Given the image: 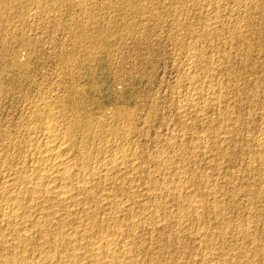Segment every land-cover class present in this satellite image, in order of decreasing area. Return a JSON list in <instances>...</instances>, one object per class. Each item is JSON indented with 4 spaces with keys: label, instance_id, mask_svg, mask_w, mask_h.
<instances>
[{
    "label": "rangeland",
    "instance_id": "rangeland-1",
    "mask_svg": "<svg viewBox=\"0 0 264 264\" xmlns=\"http://www.w3.org/2000/svg\"><path fill=\"white\" fill-rule=\"evenodd\" d=\"M195 1L198 2L195 3ZM256 1L257 0H0V148H2L0 149V153L2 152L0 156L3 154H8L9 156H13V154L16 155V153H12L14 152V150L12 151V147L15 142L13 138L17 139L18 122L26 115L28 111L27 107L30 106L29 104L40 103L42 99L46 97H51L52 99L56 96H64L66 106L71 105L69 102L70 99L66 97V93L69 89L76 88L79 92H84L85 104L88 105H85V109L91 110L94 120L96 119V122L99 121L102 123V131L104 133L106 131L107 138L109 139H106L105 135L103 136L105 138L97 139L94 142L95 144L88 147L90 148L93 146L92 148L95 152V154L92 152L93 158L89 161V163L91 162V165L89 164L90 168L92 164H94V167L96 165V167H98L101 163L103 164V161L100 160L105 159L106 161L110 156L109 153H118L117 150L115 151V149H112L116 146L118 149L123 148L120 150H123V152L125 150V154H129L127 150H130V153H134L135 151L137 156L139 153V155L141 154L140 158L142 157L146 160L143 161L142 158L138 159V164L142 165L140 166L142 167L140 170L144 168L142 170L144 173L142 171H139L138 174L131 172L135 175L130 174L129 177H131L128 179L132 180V187L137 185L140 187L136 186L137 190L141 188L142 190L144 189L145 191H142L144 194L147 192V188H153L152 191L155 193L152 194V192H150L148 195H144L140 198L142 201H145L144 203L147 201L148 204L146 203V205L158 204L159 206L163 204V199L154 198L153 195L157 194L159 191L155 188L160 187L158 181L161 182L159 178L163 177L162 173L166 166H171L173 171L179 169V173L181 172L179 165L182 167L181 169L183 171L187 170L188 174H180L183 175L180 177L178 176V172L174 171L178 175H175L174 178L172 176V179L177 181L186 177L188 181L190 180L191 186L193 183L192 188L195 186L193 189H195L196 192L198 186V190H203L202 185L208 184V189L213 190L212 187L214 189L217 187V190L215 189L213 192H217L216 194L219 193L215 195L213 199L212 196H207V199L210 198V200H208L209 202H214L208 205V210L206 208L201 209L206 213L205 215L203 212L204 217L207 216L208 213L209 217L211 215L210 219L207 216L208 218L205 217L203 218L204 220L201 219L197 221L198 226H196V221H190L191 223H187L190 227L184 224L185 230L181 233H175V235H173L175 216H172L173 218L167 216L170 217L171 222L166 218L165 223H159L160 226L155 223L157 227H155L152 222L147 221L145 225H143V222L141 224L143 227L140 228L139 231L137 230L139 234L137 239L139 242L137 239H134V241H137L136 244L143 243L144 246L142 245L140 248L141 245L139 244L141 253H138V255L140 254L141 256L137 255L136 257L140 258L135 262L133 260V264H140L142 261L141 264L145 262V264H149V262L151 264H164L163 262H165V264H187V262L188 264H199L201 258L206 259L207 257L210 259L207 255L211 256V259L213 256V259L215 257L218 258L217 260L214 259L215 262L213 263L215 264H240V262L241 264H264V245L262 244V242H264V149L262 148L264 147V139H262L264 138V120L262 121V119H264V0ZM69 3L73 5V8L69 7ZM212 16L216 18L214 19ZM83 19H88L89 23H85ZM213 19L216 22H213ZM202 26L204 28H202ZM108 28H117V30L112 34H106L104 38L103 36L101 37L100 32L103 33V30ZM240 32L243 37L239 34ZM212 35L216 36L213 37ZM238 35L239 38L237 37ZM246 42L248 44H245ZM250 43L252 45H250ZM246 46H248V48ZM193 53L195 55H193ZM190 55H192V59L195 58V62L191 59ZM225 56H227L226 60L222 58ZM245 58L246 60H244ZM188 63H190V65H188ZM192 65H194V68H192ZM189 69H191V71H189ZM202 78L203 81L201 83L199 81H201ZM204 79H206L205 82ZM188 80L191 82L193 81V84H189L188 86L187 84L191 83ZM207 80H210V82L208 83ZM197 84H199V87ZM187 87L188 89L194 87L195 91L193 89L188 90ZM213 87L215 90H212ZM214 93H217L218 96L216 94V97ZM204 94H207V96ZM187 95L189 98H185ZM189 95L191 97L193 96V98L190 99L191 97ZM196 96L197 98L200 97L198 98L199 100ZM218 98L220 100L215 101V99ZM185 99L186 101L190 99L188 102L191 101L190 103L194 104H187ZM208 101L212 102L210 104L213 105H210ZM184 102H186L185 105H183ZM196 103L200 106L205 104L207 107H204L205 105L200 107L197 104L200 108L198 109L197 106H195V108L193 106L196 105ZM225 103L227 105L222 106V104ZM117 104L122 105L127 110V114L120 116L121 120L124 118L123 121L114 119L113 117L112 112ZM201 108L204 109L199 112ZM54 111H58V108H55ZM195 113H197V115L199 113L204 114L203 117L202 115H198L196 118ZM225 118H227L226 122ZM205 119H207V122ZM45 120L50 122L52 119L51 117H47ZM220 124L223 127L222 129L220 126L221 130L220 127L217 129ZM107 125L109 128H107ZM117 126L122 128V131L119 130L120 134L122 133L119 137L123 138L125 136L126 138H123L125 141L123 139L121 141V138L114 139V137L109 134L110 131L117 129ZM129 127L134 128L135 132L133 133L135 134H126V130H128ZM181 128L182 131L180 130ZM123 129L126 133H124ZM208 133L212 134L208 135ZM213 133L216 136L219 134V137H216ZM220 134H222V137H220ZM228 134L229 136L227 137ZM230 134L233 135L230 136ZM195 138H197V140ZM206 138L208 139L207 143ZM222 138L226 142H221L220 140H222ZM260 138L263 141L259 140ZM198 139H202V142ZM213 139L212 145L211 140ZM107 140L108 142L110 141V143H108L109 145L106 142ZM100 142L104 143H101L102 147L108 145L107 148H109L110 146L111 149H109L112 152L108 149L109 153H107V156L105 154L106 152L103 153V150H101L102 147L100 146ZM256 142H259L258 144L261 146ZM202 143H204V146H209V148L205 146L208 148L205 149V153L203 152L205 147L202 146ZM8 144L12 146L10 147ZM256 144L260 148L255 146ZM1 145L6 146L2 147ZM218 148L222 151L221 154ZM136 150L139 152H136ZM201 151L204 153V157L200 154ZM206 151H208L209 154ZM160 152L162 154L164 153V156L159 154ZM177 154L183 155V157L180 155L177 156ZM151 155L153 156L150 157ZM192 155H197V157L193 156L194 158L192 159ZM104 156L106 157L104 158ZM172 156L174 158H172ZM97 157L99 159H97ZM158 158L161 160L158 161ZM164 158L165 160H163ZM175 158L179 159V161L181 160L180 163ZM195 158L197 159L195 160ZM171 159H173L172 163L170 162ZM184 159H186L187 162ZM13 161L15 163L17 162L16 159L11 162ZM154 161L156 162L155 165ZM162 161H164L163 163L167 161L166 163H168V165L161 163ZM175 161L179 165H177ZM182 161H184V164ZM217 161H219V163ZM14 162L12 163L13 165ZM173 165H175V167H173ZM176 165L179 167L178 169H176ZM246 165L249 166L245 168ZM152 166L154 169H152ZM183 168L186 169L184 170ZM191 168L193 171H190ZM161 170L162 172H159ZM156 172L159 173L154 176ZM148 175V178L145 177ZM202 176H204V179ZM199 177L203 180H199ZM205 178L210 181L208 182ZM258 178L260 179L259 181ZM137 179L139 183H136L138 182ZM155 179L158 180V184L155 182ZM144 180L146 184L149 183L147 186L144 185ZM201 181H203V184ZM127 182L128 181H126V183ZM150 183L153 184L151 185ZM154 184H157V187H153ZM143 185L147 188H144ZM201 190L200 193L197 192L198 195L206 194L205 189L203 192ZM230 196L232 199L229 198ZM25 201L30 202L27 199ZM216 202L219 203V206L215 209L217 213L214 211L216 206L214 204H216ZM221 202H224V204H221L223 209L220 207ZM131 208L134 209L135 206ZM104 211L106 215H108V212L104 209L103 212L101 209L99 213L95 212V214H98V216L96 215L98 218H102L106 216ZM130 211L132 210L130 209ZM123 213H120L121 215L117 214L118 218L121 216L119 219L126 216L125 213H127V211ZM100 214L103 215L101 216ZM221 214H223V216H221ZM39 215L40 214H36L35 216L39 218L37 219L38 221H41V215ZM159 215L160 217L162 216L160 213ZM36 217H33V219ZM37 220L34 219L33 221ZM209 221L213 222L210 223ZM169 222L172 226H170ZM207 222L210 224L207 225ZM28 223L30 224V222ZM149 223H152V228L154 230ZM167 223H169V226ZM24 224L25 226L29 225L27 222L23 223V226ZM219 224L224 225V227ZM146 225L150 228H146ZM164 225L167 228H165ZM199 226L206 229V234ZM206 226L211 229H208ZM169 227L171 228L169 229ZM231 227L234 231H231ZM245 228H247V230H245ZM227 229L228 231H226ZM248 229H252L250 233H248ZM106 231L107 233L109 232V234L112 233L111 228L104 232L106 233ZM198 231H200V233H198ZM149 232L151 234H149ZM188 232L191 233V235H188ZM246 232L247 234H245ZM165 233H168V238L171 236L173 239L169 238V240H167L164 238L166 236ZM251 233L254 234L252 235ZM30 235L32 240L35 237L34 241L38 238L37 234H34L32 231ZM178 235H181L178 237L179 240H177ZM212 235L214 237H212ZM202 236L203 238H201ZM206 238L207 240L210 238L212 242L208 240L204 243ZM139 239H141V241ZM209 243H212L211 247ZM232 247L233 249H231ZM202 248L205 249L203 250ZM242 248H244V250ZM29 250L30 248L27 249V254L30 253ZM222 250L226 253L224 254ZM183 251L185 253H183ZM220 251L222 252L220 253ZM241 252L244 255L247 254L248 257L244 256ZM196 254L198 255L195 256ZM233 254L235 255L233 256ZM226 255H228L227 259ZM185 256L187 258L191 256L193 259L190 257V262ZM243 256L244 258L246 257V260H243ZM136 257L134 258L135 260ZM155 257L156 259L158 258V261ZM231 258H233V260ZM151 259L153 262L150 261ZM139 261L141 262L139 263Z\"/></svg>",
    "mask_w": 264,
    "mask_h": 264
},
{
    "label": "bare ground",
    "instance_id": "bare-ground-1",
    "mask_svg": "<svg viewBox=\"0 0 264 264\" xmlns=\"http://www.w3.org/2000/svg\"><path fill=\"white\" fill-rule=\"evenodd\" d=\"M258 1V0H257ZM256 1V2H257ZM198 1H195V3ZM255 2V4H256ZM263 3V2H262ZM70 4V3H69ZM199 4V3H198ZM197 4V5H198ZM69 6V5H68ZM258 6V4H257ZM71 8H73V5L70 4ZM206 7V6H205ZM210 7V6H208ZM256 8V7H255ZM259 8V7H258ZM257 8V9H258ZM218 9V8H217ZM256 10V9H255ZM258 11V10H257ZM216 14V13H215ZM261 14V13H260ZM262 15V14H261ZM213 17V16H212ZM219 17V16H218ZM262 17V16H261ZM214 19L216 17H213ZM89 19V18H88ZM88 19L84 20V22H88ZM93 19V18H91ZM90 19V21H91ZM212 20L213 22L215 20ZM80 20V19H79ZM82 20V21H83ZM209 21V20H208ZM79 22V21H78ZM94 22V20H93ZM216 22V21H215ZM218 22V21H217ZM92 23V22H91ZM210 23V21H209ZM83 24V23H82ZM93 24V23H92ZM215 24V23H214ZM85 25V24H83ZM87 25V24H86ZM207 25V24H206ZM211 25V24H210ZM213 25V23H212ZM220 25V24H219ZM251 25V24H250ZM91 26V25H90ZM204 26V25H203ZM202 26V28H204ZM217 26V25H216ZM208 27V26H207ZM206 27V28H207ZM218 27V26H217ZM251 27V26H249ZM214 28V27H213ZM83 29V27H82ZM215 29V28H214ZM117 28H108V29H104L103 33L100 32V36L103 38L106 37V34H112L114 31H116ZM208 30V29H207ZM204 31V30H203ZM206 32V31H205ZM204 32V33H205ZM211 34V33H209ZM214 34V33H213ZM241 34V32L239 33ZM245 34V33H244ZM202 35V34H201ZM236 35V34H235ZM207 36V35H206ZM213 36V35H212ZM216 36V35H215ZM213 36V37H215ZM242 36V34H241ZM246 36V34H245ZM244 36V37H245ZM248 36V34H247ZM203 37V36H202ZM201 37V38H202ZM209 37V36H208ZM239 38V35L237 36ZM243 37V36H242ZM206 38V37H204ZM249 38V37H248ZM203 39V38H202ZM201 39V40H202ZM207 39V38H206ZM239 40V39H238ZM242 40V39H241ZM247 40V38H246ZM245 41V40H244ZM244 43V42H243ZM242 44V43H241ZM245 44H248L247 42ZM250 45H252L250 43ZM244 47V46H243ZM248 48V46H246ZM253 48V47H250ZM244 50V49H243ZM246 50V49H245ZM243 52V51H242ZM248 52V51H246ZM189 53V52H188ZM190 54V53H189ZM199 54V53H198ZM193 55H195L193 53ZM226 55V54H224ZM192 55H190L191 57ZM229 56V55H228ZM197 57V56H196ZM226 57H222L226 60ZM246 57V56H245ZM198 58V57H197ZM200 58V57H199ZM229 58V57H228ZM192 59V57H191ZM195 58H193L192 60H194ZM201 59V58H200ZM220 60V59H219ZM246 60V58L244 59ZM191 61V60H190ZM200 61V60H199ZM198 61V62H199ZM188 62V61H187ZM195 62V60H194ZM222 62V61H221ZM229 62V61H226ZM205 63V62H204ZM194 64V63H193ZM196 64V63H195ZM223 64V63H222ZM227 64V63H226ZM246 64V63H245ZM188 65H190V63H188ZM224 65V64H223ZM194 68V65H192ZM197 66V65H195ZM184 67V66H183ZM220 67V66H219ZM190 68V67H189ZM186 69V68H185ZM264 69V68H263ZM189 71H191V69H189ZM194 71V70H193ZM185 73V72H184ZM191 73V72H190ZM193 73V72H192ZM194 74V73H193ZM209 75V73H208ZM207 75V76H208ZM188 76V74H187ZM198 76V75H197ZM200 76V75H199ZM211 76V75H210ZM190 77V76H189ZM206 77V76H205ZM204 77V78H205ZM196 78V77H195ZM211 79V78H208ZM187 80V77H186ZM192 80V79H191ZM194 80V79H193ZM196 80V79H195ZM198 80V79H197ZM206 79H204L205 82ZM189 81V80H188ZM203 78L201 81L202 83ZM208 83L210 82V80H207ZM191 82V81H189ZM193 82V81H192ZM188 83L187 85L189 86V84H193V83ZM196 84V83H195ZM215 84V83H214ZM199 87V84H197ZM201 85V84H200ZM205 85V84H204ZM73 86V85H72ZM183 86V85H182ZM191 86V85H190ZM212 86V85H210ZM74 87V86H73ZM195 87V85H194ZM194 87H190L189 89H195ZM197 87V86H196ZM201 87V86H200ZM209 87V86H207ZM217 87V86H216ZM188 89V87H187ZM188 89V90H189ZM202 89V88H201ZM214 89V87L212 88V90ZM220 89V88H218ZM222 89V88H221ZM225 89V88H224ZM68 90V89H67ZM215 90V89H214ZM187 91V90H186ZM195 91V90H194ZM193 91V94H194ZM197 91V90H196ZM208 91V90H207ZM219 91V90H218ZM217 91V92H218ZM224 91V90H223ZM190 92V91H189ZM200 92V90H199ZM198 92V93H199ZM212 92H216V91H212ZM222 92V91H221ZM209 93V92H208ZM207 93V94H208ZM211 93V90H210ZM220 93V92H219ZM66 97H68L70 100L69 102L71 103V105L66 106V102L64 101V96H56L55 98L49 97V98H44L42 99V101L40 103H35V104H29L30 106H28V111L26 112V115L20 119V121L18 122V136L17 139H15V142L13 143V147H12V151L14 150V152L12 153H16V155L13 154V156H9L8 154H3L2 156H0V264H133V260L134 262L137 261L138 258L140 257H136L138 255V253H141L139 250V244L141 245L140 248L142 247L143 243H139L136 244V242L138 241V232L140 228L143 227V225H145V223L148 222H152L153 225L161 224L165 223L166 218L167 220H170V217L175 216L174 218V228H173V235L181 233L185 230V225H187L188 222L190 221H196L195 223L197 224L196 226H198V222L201 219L205 218L208 216H203V214L205 213L204 210L202 211L201 209H209L208 205L212 204V202L214 201H208L210 200L207 199L208 197L212 196V199L215 197V195H218L215 193V191L213 192V190H215L213 187L211 189H208L207 185H202L203 190H206V194L204 193V195H198L197 192L200 193V190L197 189V192L195 189L192 188V186L190 184V180L188 181L187 178H183V179H179L177 181H175L174 179H172V176L174 178L175 175L183 176L180 174H184L186 175V173L188 174L187 170L183 171L181 168V166L179 164L180 170L181 172L179 173V167L177 166L176 169L178 170H174L177 171V173H175L171 166H166L164 168V172L163 177H160L159 180H161V182H159L158 180H153L157 183L160 184V187L158 185L159 188H155L158 189V193L153 195L154 198H158V199H163L164 202L163 204H160L158 206L157 205H146V203H144L145 201H142V199H140L142 196L144 195H148L150 192L155 193L154 191H152L151 187L147 188L144 187L147 186V184L149 183H145L144 180V188L146 189V193H142V191H145L144 189H138L137 190V186L132 187L131 184V179L128 180L130 177L129 175L134 174L131 172H135L138 174L140 170V166H142L141 164H138V159L140 158V155L138 153V156L136 155L137 153H130V150H127L129 152V154H125V150L123 152V148L118 149L116 146L115 151L117 150L118 153L115 154H111L108 152V143H110V141L108 142V138L106 135V131L105 133L102 131L103 127H102V123H100L99 121H95L93 118V115L91 113V110H87L85 109V94L84 92L80 91L76 88H71L67 91L66 93ZM185 94V93H184ZM202 94V93H200ZM207 94L205 96H207ZM215 96L217 93H214ZM221 94V93H220ZM203 95V96H204ZM223 95V94H222ZM255 95V94H254ZM190 96V95H189ZM201 96V95H200ZM218 96V94H217ZM216 96V97H217ZM252 96V95H251ZM250 96V97H251ZM258 96V95H257ZM184 97V96H183ZM187 96H185V98H187ZM191 97V96H190ZM211 97V95H210ZM189 98V97H188ZM193 96L190 98L192 99ZM197 98V96H196ZM195 98V99H196ZM200 98V97H198ZM197 98V99H198ZM202 98V97H201ZM205 98V97H204ZM208 98V97H207ZM206 98V99H207ZM190 99H185V101L188 103ZM204 99V100H206ZM212 99V98H211ZM210 99V100H211ZM249 99V98H248ZM255 99V98H254ZM183 100V99H182ZM194 100V99H193ZM199 100V99H198ZM216 100H220L215 99ZM234 100V99H233ZM247 100V99H246ZM251 100V99H250ZM39 101V100H38ZM184 101V100H183ZM203 101V100H202ZM214 101V100H213ZM222 101V100H221ZM226 101V100H225ZM229 101V100H228ZM236 101V100H235ZM248 101V100H247ZM182 102V101H181ZM183 105H185V103ZM194 102V101H193ZM209 102V101H208ZM69 103V104H70ZM199 103V102H198ZM198 103H196V105H194L193 107L197 106L198 107ZM202 103V102H201ZM205 103V102H204ZM207 103V101H206ZM212 102H209V104ZM214 103V102H213ZM219 103V102H218ZM224 103V100H223ZM227 103V102H226ZM222 104V106L227 105V104ZM229 103V102H228ZM233 103V102H231ZM240 103V102H239ZM186 104V105H187ZM194 103H190L189 105H193ZM198 104V105H197ZM217 104V103H216ZM215 104V105H216ZM220 104V103H219ZM205 105V104H204ZM202 104V106H204ZM208 105V103H207ZM213 105V104H210ZM221 105V104H220ZM88 106V105H86ZM200 106V105H199ZM200 106V107H202ZM180 107V106H179ZM198 107V109L200 108ZM204 107H207L206 105ZM211 107V106H210ZM235 107V106H234ZM58 108V111H54V109ZM91 108V107H90ZM196 108V107H195ZM212 108V107H211ZM179 109V108H177ZM204 109V108H203ZM202 108L199 110V112L201 110H203ZM209 109V108H208ZM190 110V109H189ZM207 110V109H206ZM210 110V109H209ZM223 110V108H222ZM26 111V108H25ZM181 111V110H180ZM188 111V109H187ZM192 111V110H191ZM212 111V109H211ZM219 111V109H218ZM101 112V111H100ZM205 112V110H204ZM207 112V111H206ZM213 112V111H212ZM210 112V113H212ZM215 112V111H214ZM113 117L114 119L119 120L123 114H127V110L122 106L117 104L114 109H113ZM202 113V112H201ZM221 113V112H220ZM219 113V114H220ZM224 113V112H222ZM228 113V112H226ZM230 113V112H229ZM25 114V113H24ZM179 114V113H178ZM185 114V113H184ZM196 118L198 117V115H202L203 114H198L195 113ZM208 114V113H207ZM218 114V115H219ZM225 114V113H224ZM103 115V113H102ZM206 115V114H205ZM231 115V114H229ZM182 116V115H181ZM209 116V115H208ZM47 117H51V121L48 122L47 120H45ZM106 117V116H105ZM128 117V116H127ZM130 117V115H129ZM185 117V116H184ZM189 117V116H188ZM201 117V118H202ZM219 117V116H218ZM224 117V116H222ZM221 117V118H222ZM229 117V116H228ZM262 117V116H261ZM97 118V117H96ZM200 118V119H201ZM205 118V117H204ZM203 118V119H204ZM207 118V117H206ZM220 118V119H221ZM233 118V117H232ZM263 118V117H262ZM261 118V119H262ZM98 119V118H97ZM101 119V118H100ZM111 119V117H110ZM198 119V120H200ZM209 119V118H208ZM225 118V122H226ZM50 120V119H49ZM121 120V119H120ZM124 120V118H123ZM121 120V121H123ZM126 120V119H125ZM128 120V118H127ZM231 120V119H230ZM248 120V119H247ZM264 119H262L263 121ZM104 121V120H103ZM109 121V120H108ZM132 121V120H131ZM205 121L207 122V119H205ZM96 122V123H95ZM134 122V121H133ZM145 122V121H144ZM142 122V123H144ZM204 122V121H203ZM222 122V121H221ZM224 122V121H223ZM228 122V120H227ZM233 122V121H232ZM146 123V122H145ZM183 123V122H182ZM181 123V124H182ZM133 124V123H132ZM225 124V123H224ZM228 124H232V123H228ZM184 125V124H183ZM234 125V122H233ZM111 126V125H110ZM129 126V125H127ZM132 126V125H131ZM186 126V125H185ZM188 126V124H187ZM202 126V125H201ZM212 126V125H211ZM218 126V125H217ZM221 126V124L217 127V129H219V127ZM226 126V125H224ZM182 127V125H181ZM216 127V126H215ZM222 127V126H221ZM220 127V130H221ZM230 127V125H229ZM227 127V128H229ZM233 127V126H232ZM107 128H109V126L107 125ZM113 128V127H112ZM117 129L110 131L109 134H111L112 137H114V139H118L121 138L119 137L121 134L119 132V130H121L122 128L120 127H116ZM187 128V127H186ZM185 128V129H186ZM211 128V127H210ZM209 128V129H210ZM231 128V127H230ZM136 129V128H135ZM223 129V127H222ZM226 129V127H225ZM112 130V129H111ZM124 130V129H123ZM182 131V128L180 129ZM219 130V132H220ZM228 130V129H227ZM231 130V129H230ZM109 131V130H108ZM122 131V130H121ZM206 131V130H205ZM213 131V130H212ZM215 131V130H214ZM217 131V130H216ZM225 131V130H224ZM236 131V129H235ZM119 132V133H118ZM127 132V133H126ZM124 130V133L131 135V133L135 132L134 128H128V130ZM204 132V131H203ZM209 132V130H208ZM211 132V131H210ZM218 132V133H219ZM223 132V131H222ZM231 132V131H230ZM123 133V134H124ZM139 133V132H137ZM181 133V132H180ZM217 133V132H215ZM224 133V132H223ZM229 133V132H228ZM232 133V132H231ZM236 133V132H235ZM135 134V133H133ZM200 134V133H199ZM210 133H208L209 135ZM212 134V133H211ZM210 134V135H211ZM214 134V133H213ZM225 134V133H224ZM223 134V135H224ZM227 134V133H226ZM261 134V133H260ZM263 134V133H262ZM106 135V139H108L107 142V146H103L102 147V142H100V146L102 147L101 150H103V153L106 152V156L107 153L110 154V156L108 157V159L104 160H100L103 161V164L99 165L98 167H94L92 164V167H89V161L93 158V153L94 149L92 147L88 148L90 145L95 144L94 142L99 139V138H105L103 136ZM127 135V136H128ZM176 135V134H175ZM215 135V134H214ZM222 134H220V137ZM233 134H230V136ZM7 136V135H6ZM5 136V137H6ZM9 136V135H8ZM110 136V137H111ZM124 136V135H123ZM122 136V137H123ZM178 136V135H177ZM185 136V135H184ZM183 136V137H184ZM207 136V135H206ZM216 136V135H215ZM219 137V134L217 135ZM216 136V137H217ZM226 136V135H225ZM229 136V134L227 135V137ZM254 136V134H253ZM251 136V137H253ZM260 136V135H259ZM258 136V137H259ZM262 136V135H261ZM109 137V136H108ZM125 137V136H124ZM123 137V138H124ZM201 137V136H200ZM202 137H203V133H202ZM205 137V136H204ZM209 137V136H208ZM207 137V138H208ZM212 137V136H211ZM210 137V138H211ZM214 137V136H213ZM224 137V136H223ZM264 137V136H263ZM10 138V137H9ZM121 138V141L122 139ZM126 138V137H125ZM131 138V136H130ZM129 138V140H130ZM199 138V137H198ZM206 138V143H207V139ZM225 138V137H224ZM255 138V136H254ZM262 138V137H261ZM259 140H262V139ZM12 139V138H11ZM104 139V140H106ZM197 140V138H195ZM194 139V140H195ZM203 139V138H202ZM202 139L201 142H202ZM227 139H231V138H227ZM226 139V140H227ZM233 139V138H232ZM245 139V138H244ZM250 139V138H249ZM256 139V138H255ZM9 140V139H6ZM111 140V139H110ZM124 140V139H123ZM199 140V139H198ZM199 140V141H200ZM205 140V139H204ZM203 140V141H204ZM220 140V139H219ZM14 141V140H12ZM103 141V140H102ZM116 141V140H115ZM125 141V140H124ZM193 141V140H191ZM213 140H211V144ZM221 142L225 141L220 140ZM229 141V140H228ZM244 141V140H243ZM263 141V140H262ZM9 142V141H8ZM105 142V141H104ZM128 142V141H127ZM126 142V143H127ZM168 142V141H167ZM198 142V141H197ZM216 142V141H215ZM219 142V141H217ZM226 142V141H225ZM224 142V143H225ZM231 142V141H229ZM253 142V141H251ZM6 143V142H5ZM11 143V142H10ZM114 143V142H113ZM116 143V142H115ZM124 143V142H122ZM195 143V142H194ZM234 143V142H233ZM246 143V142H245ZM249 143V142H248ZM257 143V142H256ZM259 143V142H258ZM257 143V144H258ZM262 143V142H261ZM130 144V143H128ZM132 144V143H131ZM203 144V145H202ZM201 145L203 147L208 146L205 145L204 143H202ZM252 144V143H251ZM257 144L255 146H257ZM10 144H8L9 146ZM114 145V144H113ZM126 145V144H124ZM135 145V144H134ZM200 145V146H201ZM222 145V143H221ZM246 145V144H245ZM259 145V144H258ZM263 145V143H262ZM2 146V145H1ZM6 146V145H3ZM2 146V147H3ZM7 146V147H8ZM12 145H10L11 147ZM118 146V145H117ZM128 146V145H127ZM216 146V144H215ZM220 146V145H218ZM254 146V144H253ZM261 146V145H259ZM257 146V147H259ZM112 147V146H111ZM114 147V146H113ZM123 147V146H121ZM129 147V146H128ZM198 147V146H197ZM212 147V146H211ZM226 147V146H225ZM228 147V146H227ZM5 148V147H4ZM199 148V147H198ZM209 148V146H208ZM208 148H202L205 153V149ZM214 148V147H212ZM220 148V147H219ZM218 148V150H219ZM253 148V147H252ZM256 148V147H255ZM260 148V147H259ZM264 149V147H262ZM2 149V148H0ZM7 149V148H6ZM9 149V148H8ZM93 149V151H92ZM111 149V148H110ZM109 149V150H110ZM126 149V147H125ZM134 149V148H133ZM195 149V148H194ZM230 149V148H229ZM254 149V148H253ZM10 150V149H9ZM193 150V149H192ZM210 150V149H209ZM216 150V148H215ZM214 150V151H215ZM258 150V149H256ZM8 151V150H7ZM96 151V149H95ZM138 150H136L137 152ZM220 151V150H219ZM227 151V149H226ZM225 151V152H226ZM254 151V150H253ZM18 152V153H17ZM110 152H112L110 150ZM133 152V151H132ZM139 152V151H138ZM159 152V151H158ZM163 152V151H162ZM187 152V151H186ZM191 152V150H190ZM199 152V151H198ZM201 151L200 154H202L204 157V153ZM208 153V151H206ZM222 151H220L221 154ZM2 153V152H1ZM0 153V154H1ZM4 153V152H3ZM10 153V152H9ZM192 153V152H191ZM194 153V152H193ZM259 153V152H257ZM95 154V152H94ZM100 154V153H99ZM104 154V155H105ZM158 154V153H157ZM156 154V155H157ZM159 154H162L161 152ZM164 154V153H163ZM162 154V155H163ZM188 154V153H187ZM198 154V153H197ZM209 154V153H208ZM155 155V154H154ZM180 154H177V156ZM195 155V153H194ZM192 155V159L194 157H197ZM207 155V154H206ZM205 155V157H206ZM212 155V154H211ZM258 155V154H257ZM260 155V154H259ZM96 156V155H95ZM104 156V158L106 157ZM153 155H151L150 157H152ZM159 156V155H157ZM164 156V155H163ZM174 156V155H173ZM172 156V158H174ZM183 157V155H180ZM179 156V158H180ZM186 156V155H185ZM194 156V157H193ZM201 156V155H200ZM226 156V155H225ZM99 157V156H98ZM97 157V159H99ZM101 157V156H100ZM161 157V156H159ZM176 157V156H175ZM222 157V156H221ZM224 157V156H223ZM262 157V156H261ZM96 158V157H95ZM142 158V157H141ZM140 158V159H141ZM154 158V157H153ZM177 158V157H176ZM175 158V159H176ZM186 158V157H184ZM253 158V157H252ZM259 158V157H258ZM264 158V156H263ZM17 160V162L15 163L14 161V165L12 164L13 162H11L12 160ZM143 159V158H142ZM155 159V158H154ZM197 158H195L196 160ZM205 159V158H203ZM221 159V158H219ZM250 159V158H249ZM256 159V157H255ZM94 160V159H93ZM92 160V161H93ZM150 160V159H149ZM158 161L161 159H157ZM155 160V161H157ZM165 160V158L163 159ZM173 159H171V163ZM179 161V159H176ZM183 160V158H182ZM186 160V159H184ZM199 160V159H198ZM202 160V159H201ZM207 160V159H206ZM211 160V159H210ZM224 160V159H222ZM253 160V159H252ZM260 160V159H259ZM258 160V161H259ZM105 161V163H104ZM143 161H146L143 159ZM152 161V160H150ZM154 161V165L155 162ZM181 161V160H180ZM179 161V163H180ZM194 161V160H193ZM254 161V160H253ZM256 161V160H255ZM97 162V161H94ZM164 161H162L161 163H163ZM167 162V161H166ZM163 163V164H167L168 163ZM184 161H182L183 163ZM187 162V160H186ZM219 163V161H217ZM221 162V161H220ZM252 162V161H251ZM261 162V161H260ZM150 163V162H149ZM153 163V162H152ZM151 163V164H152ZM160 163V162H159ZM189 163V162H188ZM188 163H186L187 165H189ZM198 163V162H197ZM211 163V162H210ZM216 163V162H215ZM214 163V164H215ZM255 163V162H253ZM98 164V163H97ZM143 164V163H142ZM145 164V163H144ZM148 164V162H147ZM184 164V163H183ZM182 164V165H183ZM213 164V162H212ZM91 165V164H90ZM146 165V164H145ZM150 165V164H149ZM153 165V164H152ZM170 165V163H169ZM203 165V164H202ZM208 165V164H207ZM253 165V164H252ZM259 165V164H258ZM157 166H158V162H157ZM155 166V167H157ZM186 166V165H185ZM216 166V165H215ZM249 166V165H248ZM247 165L245 166L248 167ZM255 166V164H254ZM263 166V165H262ZM146 167V166H145ZM149 167V166H148ZM153 167V166H152ZM173 167H175V165H173ZM188 167V166H187ZM218 167V165H217ZM150 168V167H149ZM160 168V166H159ZM216 168V167H215ZM250 168V167H249ZM253 168V166H252ZM261 168V167H260ZM154 169V167L152 168ZM162 169V168H161ZM174 169V168H173ZM184 169V168H183ZM186 169V168H185ZM184 169V170H185ZM190 169V168H189ZM263 169V167H262ZM151 170V169H149ZM156 170V168H155ZM146 171V170H145ZM153 171V170H152ZM173 171V172H172ZM190 171H193L192 168ZM254 171V170H253ZM143 172V171H142ZM159 172H162L159 171ZM156 172L154 173V176L159 173ZM195 172V169H194ZM248 172V171H247ZM144 173V172H143ZM146 173V172H145ZM149 173V171H148ZM196 173V172H195ZM193 173V174H195ZM199 173V172H198ZM203 173V172H202ZM201 173V174H202ZM258 173V172H257ZM256 173V174H257ZM141 174V173H140ZM259 174V173H258ZM257 174V175H258ZM261 174V173H260ZM135 175V174H134ZM143 175V174H141ZM150 175V174H149ZM145 176V177H149ZM153 175V174H151ZM199 175V174H198ZM204 175V174H203ZM139 176V175H138ZM158 176V175H157ZM160 176V175H159ZM189 176V175H188ZM191 176V175H190ZM197 176V175H196ZM206 176V175H204ZM202 176V178L204 177ZM136 177V176H135ZM144 177V176H143ZM178 177V178H179ZM195 177V176H194ZM133 178V177H132ZM142 178V176H141ZM158 178V177H157ZM182 178V177H181ZM201 177H199V180H203ZM210 178V177H209ZM139 179V178H138ZM137 179V181H138ZM154 179V178H152ZM151 179V180H152ZM176 179V177H175ZM190 179V178H188ZM192 179V178H191ZM196 179V178H195ZM207 179V178H205ZM147 180V179H146ZM194 180V179H192ZM208 182L210 181L209 179H207ZM260 179L258 178V181ZM126 181H128L126 183ZM134 181V180H133ZM136 181V180H135ZM149 181V180H148ZM197 181V180H196ZM206 181V180H205ZM257 181V182H258ZM147 182V181H146ZM150 182V181H149ZM193 182V181H191ZM199 182V181H198ZM134 183V182H133ZM136 183H139L136 182ZM157 183V184H158ZM197 183V182H194ZM200 183V182H199ZM201 183L203 184V181H201ZM141 184V182H140ZM151 185L153 183H150ZM157 184H154L153 187H157ZM211 184V183H210ZM213 184V183H212ZM216 184V183H215ZM214 184V186H215ZM196 185V184H194ZM201 185V184H200ZM142 186V185H141ZM149 186V185H148ZM207 186V187H206ZM247 186V185H246ZM253 186V185H252ZM251 187V186H249ZM140 188V187H139ZM240 188V187H238ZM208 189V190H207ZM219 189V188H218ZM203 190H201L203 192ZM217 190V189H216ZM262 190V189H260ZM141 192V193H140ZM201 192V193H202ZM205 192V191H204ZM219 192V191H218ZM222 192V191H220ZM262 194V193H261ZM232 195V194H231ZM152 196V197H153ZM217 197V196H216ZM219 197V196H218ZM259 197V196H258ZM262 197V196H261ZM264 197V196H263ZM153 198V199H154ZM231 198V196L229 197ZM28 200L30 202H27L25 200ZM150 199V198H149ZM152 199V198H151ZM211 199V200H212ZM232 199V198H231ZM260 199V198H259ZM170 200V201H169ZM217 200V199H216ZM219 200V199H218ZM149 202H151L150 200H148ZM159 201V200H158ZM161 201V200H160ZM220 201V200H219ZM223 201V200H221ZM157 202V201H156ZM225 202V201H224ZM224 202H221V204H224ZM160 203V202H159ZM162 203V202H161ZM148 204V203H147ZM154 204V203H153ZM219 203L216 202L214 211H216L215 209H217L216 207L219 206ZM226 204V203H225ZM134 207V209H132L131 207ZM220 207L223 206L221 205ZM218 207V208H220ZM225 207V206H224ZM173 208V209H172ZM212 208V207H211ZM102 209L106 210V212H108L106 215L105 211V215L102 218H98V214H95V212H100ZM130 209L132 211H130ZM171 209V210H170ZM220 209V210H222ZM226 209V208H225ZM97 210V211H96ZM99 210V211H98ZM170 210V211H169ZM64 211V213H63ZM126 216L122 217L121 219L118 218L117 214L119 215L120 213L122 214L123 212H126ZM101 212V213H102ZM204 212V213H203ZM208 212V211H207ZM212 212V211H211ZM223 212V211H222ZM221 212V213H222ZM61 213V215H60ZM63 213V214H62ZM159 213L162 215L161 218ZM217 213V211H216ZM36 214H40L39 216L41 217V221H38L37 219H39L38 217H36ZM120 214V215H121ZM124 214V213H123ZM80 215V216H79ZM97 215V216H96ZM101 216L103 214H100ZM99 215V216H100ZM206 215V213H205ZM215 215V214H212ZM170 216V217H167ZM221 216H223V214H221ZM33 217H36L34 219H36L37 221H33ZM160 217V218H159ZM209 217V216H208ZM207 217V218H208ZM211 217V215H210ZM209 217V219H210ZM213 217V216H212ZM215 217V216H214ZM217 217V216H216ZM173 218V217H172ZM218 218H219V213H218ZM224 218V217H223ZM161 219V220H160ZM173 220V219H172ZM204 220V219H203ZM208 220V219H207ZM217 221V220H216ZM215 221V222H216ZM219 221V220H218ZM222 222H224L223 220H221ZM264 221V219H263ZM29 224L28 222H30V224L28 226H23V223ZM144 222L143 225H141ZM171 222V220H170ZM169 222V223H170ZM210 222V221H209ZM213 222V221H211ZM210 222V223H211ZM214 222V223H215ZM152 223L151 224V228H152ZM169 223L168 226H169ZM191 223V222H190ZM204 223V222H202ZM210 223L207 222V225H209ZM226 223V222H225ZM194 224V223H193ZM247 224V223H246ZM245 224V225H246ZM190 225V224H189ZM206 225V224H205ZM220 226L224 227V225L219 224ZM218 225V226H219ZM250 225V224H249ZM146 228H150L148 227V225H146ZM150 226V225H149ZM165 226V225H164ZM170 226L171 223H170ZM188 226V225H187ZM203 226V225H202ZM219 226V227H220ZM227 226V225H226ZM248 226V225H247ZM154 227V226H153ZM155 227H157L155 225ZM190 227V226H188ZM192 227V226H191ZM200 227V226H199ZM204 227V226H203ZM203 227L201 228L203 231H205L206 229ZM208 228V226H206ZM210 227V226H209ZM229 227V226H228ZM250 228H252L251 226H248ZM112 230V233L109 234V232L106 233L104 232L107 229ZM145 228V229H146ZM161 228V227H160ZM165 228H167L165 226ZM171 227H169L170 229ZM221 228V227H220ZM219 228V229H220ZM239 228V226H238ZM144 229V228H143ZM141 229V230H143ZM153 229V228H152ZM158 229V228H157ZM211 229V228H208ZM207 229V230H208ZM218 229V228H217ZM237 229V227H236ZM242 229V228H241ZM154 230V229H153ZM152 230V231H153ZM162 230V229H161ZM187 230V229H186ZM189 230V229H188ZM198 230V229H197ZM222 230V229H221ZM230 230V229H229ZM232 227H231V231H232ZM240 230V229H238ZM245 230H247V228H245ZM249 230V229H248ZM252 230V229H250ZM248 231V233H250L251 231ZM31 231L34 234H37L38 238L34 241V238L32 240L31 237ZM151 231V232H152ZM157 231V230H156ZM172 231V230H171ZM194 231V230H193ZM223 231V230H222ZM228 231V229L226 230ZM234 231V230H233ZM236 231V230H235ZM244 231V230H243ZM148 232V231H147ZM170 232V231H169ZM211 232V231H210ZM241 232V231H240ZM245 232V231H244ZM141 233V232H140ZM186 233V232H184ZM183 233V234H184ZM198 233H200V231H198ZM206 234V231L204 232ZM221 233V232H220ZM223 233V232H222ZM149 234H151L149 232ZM166 234V233H165ZM191 235V233L188 232V235ZM208 234V233H207ZM233 234V233H232ZM247 234V232L245 233ZM244 234V235H245ZM252 234V233H251ZM254 234V233H253ZM252 234V235H253ZM168 233L166 234V236L164 238H166L167 240H169V238H172L171 236L168 238ZM182 235V234H181ZM180 235V236H181ZM187 235V234H186ZM196 235V234H195ZM241 235V233H240ZM256 235V234H255ZM261 235V233H260ZM36 236V235H35ZM144 236V235H143ZM142 236V237H143ZM179 235L177 236V240L178 237H180ZM227 236V235H225ZM224 236V237H225ZM250 236V235H248ZM247 236V237H248ZM264 236V235H263ZM146 237V236H145ZM144 237V238H145ZM188 237V236H186ZM206 237V236H205ZM212 237H214L212 235ZM221 237V236H220ZM251 237V236H250ZM176 238V237H175ZM203 238V236L201 237ZM200 238V239H201ZM208 238V237H207ZM204 240V243H206L205 241L210 240V238L207 240ZM222 238V237H221ZM232 238V237H231ZM134 239H137V241L135 242ZM154 239V238H153ZM173 239V238H172ZM170 239V240H172ZM186 239V238H185ZM189 239V238H188ZM218 239V237H217ZM244 239V238H243ZM141 241V239H139ZM150 240V239H149ZM192 240V239H191ZM215 240V239H214ZM164 241V239H163ZM176 241V240H175ZM201 241V240H199ZM211 241V240H210ZM209 241V242H210ZM232 241V240H231ZM236 241V240H235ZM139 242V241H138ZM197 242V241H196ZM212 242V241H211ZM222 242V241H220ZM219 242V243H220ZM226 242V241H225ZM169 243V242H168ZM175 243V242H173ZM199 243V242H198ZM236 243V242H235ZM252 243V242H250ZM147 244V243H146ZM178 244V243H177ZM180 244V243H179ZM203 244V243H201ZM210 247L212 245V243H209ZM262 244L264 245V242H262ZM166 245V244H164ZM170 245V244H169ZM216 245V244H215ZM225 245V243H224ZM223 245V246H224ZM230 245V244H228ZM256 245V244H255ZM259 245V244H258ZM144 246V245H143ZM163 246V245H162ZM180 246V245H179ZM183 246V245H182ZM199 246V244H198ZM217 246V245H216ZM222 246V247H223ZM149 247V246H147ZM188 247V246H187ZM206 247V246H205ZM251 247V246H250ZM30 248L29 250V254L26 253L27 249ZM150 248V247H149ZM165 248V247H164ZM169 248V247H168ZM167 248V249H168ZM184 248V247H183ZM216 248V247H215ZM219 248V247H218ZM249 248V247H248ZM245 248V249H248ZM260 248V247H259ZM156 249V248H154ZM172 249V248H170ZM186 249V248H185ZM203 249V248H202ZM205 249V248H204ZM203 249V250H204ZM207 249V248H206ZM210 249V248H209ZM212 249V248H211ZM233 249V247L231 248ZM244 250V248H242ZM150 250V249H148ZM184 250V249H183ZM188 250V249H187ZM186 250V251H187ZM196 250V249H195ZM198 250V249H197ZM202 250V251H203ZM215 250V249H214ZM221 250V249H220ZM238 250V249H237ZM241 250V249H240ZM169 251V250H168ZM201 251V250H200ZM223 251V250H222ZM220 251V253L222 252ZM235 251V250H234ZM262 251V250H261ZM144 252V251H143ZM149 252V251H148ZM198 252V251H197ZM211 252V251H210ZM224 252V251H223ZM244 252V251H243ZM248 252V251H247ZM246 252V253H247ZM259 252V251H258ZM156 253V252H155ZM160 253V252H159ZM168 253V252H167ZM166 253V254H167ZM174 253V252H173ZM183 253H185L183 251ZM188 253V252H187ZM192 253V252H191ZM190 253V254H191ZM208 253V252H207ZM226 252H224L225 254ZM229 253V252H228ZM235 253V252H234ZM242 253V252H241ZM250 253V250H249ZM189 254V255H190ZM194 254V253H193ZM212 254V252H211ZM219 254V253H218ZM230 254V253H229ZM239 254V253H237ZM243 254V253H242ZM140 255V254H139ZM138 255V256H139ZM152 255V254H151ZM150 255V256H151ZM185 255V254H184ZM188 255V254H187ZM198 254H196L195 256H197ZM202 256L204 255L201 254ZM216 255V254H215ZM223 255V254H222ZM231 255H232V250H231ZM235 254H233L234 256ZM244 255V254H243ZM253 255V254H252ZM141 256V255H140ZM155 256V255H154ZM168 256V255H167ZM182 256V255H181ZM192 256V255H191ZM190 256V257H191ZM210 259H208L206 256L205 258H201L199 260V264H212L215 260H217L218 258H214L211 256L207 255ZM225 256V255H224ZM226 255V259H227ZM238 256V255H237ZM244 256H247V254H245ZM243 256V260L246 258H244ZM136 257V260L134 259ZM144 257V256H143ZM157 257V256H156ZM155 257V259H156ZM184 257V256H183ZM186 257V256H185ZM189 257V256H188ZM189 257V258H190ZM194 257V256H193ZM201 257V256H200ZM221 257V256H220ZM232 257V256H230ZM229 257V258H230ZM248 257V256H247ZM256 257V256H255ZM187 258V257H186ZM189 258H187L189 260ZM192 258V257H191ZM199 258V256H198ZM236 258V257H235ZM250 258V257H249ZM149 259V258H148ZM193 259V258H192ZM222 259V257H221ZM233 260V258H231ZM248 259V258H247ZM262 259V258H261ZM139 260V259H138ZM143 260V259H142ZM158 261V258L156 259ZM174 260V259H173ZM178 260V259H177ZM187 260V261H188ZM223 260V259H222ZM240 260V259H238ZM246 260V259H245ZM152 261V259L150 260ZM155 261V260H154ZM156 261V262H157ZM161 261V260H160ZM190 261V260H189ZM242 261V259H241ZM254 261V260H253ZM141 261H139L140 263ZM143 262V261H142ZM141 262V263H142ZM149 262V261H148ZM147 262V263H148ZM153 262V261H152ZM169 262V261H168ZM180 262V261H178ZM191 262V261H190ZM196 262V260H195ZM137 263V262H136ZM140 263V264H141ZM146 263V262H145ZM144 263V264H145ZM155 263V262H154ZM165 264V262H163ZM170 263V262H169ZM174 263V262H173ZM186 263V262H185ZM237 263V262H236ZM249 263V262H248ZM254 263V262H253ZM149 264H151L149 262ZM153 264V263H152ZM156 264V263H155ZM160 264V263H158ZM181 264V263H180ZM188 264V262H187ZM195 264V263H193ZM198 264V263H197ZM215 264V263H213ZM228 264V263H227ZM230 264V263H229ZM233 264V263H232ZM238 264V263H237ZM241 264V262H240Z\"/></svg>",
    "mask_w": 264,
    "mask_h": 264
}]
</instances>
